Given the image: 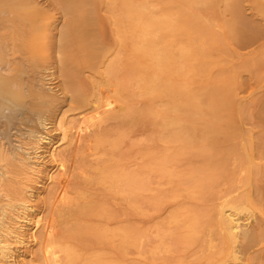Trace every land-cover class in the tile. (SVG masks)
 Returning a JSON list of instances; mask_svg holds the SVG:
<instances>
[{
    "label": "rangeland",
    "instance_id": "rangeland-1",
    "mask_svg": "<svg viewBox=\"0 0 264 264\" xmlns=\"http://www.w3.org/2000/svg\"><path fill=\"white\" fill-rule=\"evenodd\" d=\"M68 1L76 6L73 16L85 23L90 16L89 0ZM42 2L49 5L48 27L40 35L48 44L54 41V47L46 51L40 64L57 98L40 101L39 108L49 125L41 130L52 142H42L36 152L30 147V153L24 151L33 163L9 174L4 192L9 188L10 196L0 191V203L8 211L1 232H8L11 242L8 256L0 250V264H48L51 255L59 256L57 264H219L229 258L230 249L222 242L216 223V175L224 147L216 140L225 130L243 129L231 140L239 147L230 145L236 151L224 167L236 164V178L256 173L251 160L260 162L258 153L252 155L246 149L251 141H261L264 113L259 105L249 103V95L260 97L264 87L258 82L252 89L247 82L250 69L264 62V46L255 53L260 62H249L232 77L226 72L228 79L223 80L231 87L238 78L246 88L241 90L244 102L238 116L227 100H213L206 89L200 92L198 49L205 52L203 59L208 62L202 65L204 77L220 66L218 62L251 61L247 48L233 51L224 38L222 48L216 50L215 40L224 37L219 23L228 18L232 39L238 37L234 42L251 38L253 21L264 18V0H245L246 14L241 15L231 12L234 0H221L229 12L223 19L216 13L218 0L207 4L198 0H134L132 4L98 0L95 6H104L111 21L118 24L111 36L115 47L116 31L120 33L119 47L125 51L118 63L111 45L80 32L83 24L65 40L62 32L73 24L65 22L64 6L60 0ZM251 5L260 17L251 16ZM200 34L206 36L198 39ZM117 64L131 69L117 72ZM86 81L90 91L84 90ZM117 102L124 104L122 111ZM74 165L81 166L72 177L77 184L73 183L74 191L65 203L60 191ZM105 172L134 174L141 186L131 193L124 185H112L111 179L102 181ZM247 187L242 185L236 193ZM83 202L92 203L93 210L79 219L73 211ZM247 208L249 218L243 216L247 218L244 222L255 223V214L264 218L261 204L250 203ZM53 220L57 227L50 236ZM77 221L95 230L83 239L72 236L68 229ZM131 224L133 238L122 240L120 229ZM97 232L102 235L98 237ZM242 256L239 264H264V242Z\"/></svg>",
    "mask_w": 264,
    "mask_h": 264
},
{
    "label": "bare ground",
    "instance_id": "bare-ground-1",
    "mask_svg": "<svg viewBox=\"0 0 264 264\" xmlns=\"http://www.w3.org/2000/svg\"><path fill=\"white\" fill-rule=\"evenodd\" d=\"M96 1L98 0H89L87 2L90 16L89 18L87 17L88 20L85 23H81L82 20L74 17L72 14L76 6L71 5L68 0H60L66 10L65 22L67 24L69 22L73 24L63 30L62 37L65 40L68 39L71 33L80 31L79 25L83 24L84 30L81 29L82 31L80 32L84 35H94L108 46L112 44L111 36L115 30H117L118 24L111 21L109 15L106 13L107 9H105L104 6L98 8L95 6L94 3ZM133 1L134 0H126V3L132 4ZM186 1L187 3H191L193 0ZM209 1L210 0H198V3L202 2L207 4ZM223 1L227 2L228 0ZM218 2L219 8L216 13L219 19H223L229 12L222 7L226 5L224 2H221V0H218ZM48 7L49 5L42 2V0H0V191L1 195L5 197L7 195L10 196L11 192L9 188L7 193L4 192L7 188L5 182L9 174L15 172V170H21L27 166H31L33 163L25 156V152L30 153L31 151L28 150L29 147L33 148L34 152H36L37 149L41 147L42 142L51 141V136L45 134L41 130V127L47 128L49 125H47L46 116L39 108L40 101L46 102L49 100H56L57 98L56 90L51 84V78L40 64L46 51H50L54 47V41L48 44L46 43V38L43 39L40 35V32H44L48 27L47 21L45 20V18H48L46 15ZM251 8V16L255 19L260 17V13L256 11L252 5ZM128 9L132 10V6ZM235 11L238 15H241V13L246 14L245 0H234V6L231 12ZM260 18L261 21L258 23L253 21V27L255 28L252 32L253 36L251 38L246 36L239 42H234V39H238L237 35L232 39L229 33L228 28L231 27V25L228 22L230 21L228 18L225 22L219 23L223 28L222 35L224 37L221 39L216 37L215 40L216 43L214 47L216 50L222 48L224 38L233 51H238L239 47L247 48L248 52L251 53V61L237 65L234 63L229 64V62H218L220 66L212 68V71L209 72L210 75L204 77L203 75L205 73L202 72V65H205V63L208 64V62L205 58L203 59L205 52L198 49V87L200 92L206 89L211 94L213 100L220 98L227 100L228 105L232 107L236 116L241 113L244 102V95L241 93V90H245L246 88L243 86V81L238 80V78L232 80L231 87L223 82V80L225 79L227 81L228 79L226 72H230L232 77L236 70L247 67L249 62H260L255 56V53L259 52L262 46H264V18ZM116 35V43L118 44H116L115 47L111 45L110 48H113L112 51L115 52L117 56L115 58L116 63H118L117 59L122 57L121 54L123 52L125 53V51L122 45L119 47L120 33L116 31ZM205 36L206 34H200L198 35V39H202ZM57 50L59 49L57 48ZM221 55L222 54H220V56ZM122 65L123 64H117V72L129 71L131 69L127 65ZM263 69V61H261L256 70H254V67L250 69V78L247 82L250 88L253 89L258 82H260V84L263 83L264 87ZM86 82L83 85L84 90L90 91V84ZM117 84L118 83L115 85ZM253 96L254 95H249L250 99H252L249 103H253L256 106L259 105L264 113V92L260 97L253 98ZM116 107L118 111H122L121 108L124 107V104L117 102ZM252 110L254 111V109ZM241 132H243V129L225 130L223 136L216 140L224 146L219 153L223 161L220 160L218 174L216 175L218 185L217 198L219 200L217 203L219 216L216 223L222 235V239H220L229 247L231 253L229 258L226 257L225 259H221L219 264H225L228 260H232L233 264H239L241 263L240 261L243 260V253L254 249L255 246L264 242V218L261 216L258 217L255 214L254 218L257 220L255 223H249V221L244 222L249 218L248 212L250 211L247 207H249L250 203L261 204L264 209V138L262 139V137H264V131L261 133V141L257 144L251 141V143L248 144L250 146L246 149L252 155L253 153H258V157L260 158V162L258 163H253V160H251L253 172L256 167V173L252 175V177L245 176L243 178H236L235 175L237 171L234 170V168L237 167L236 164L231 167H229V165L224 167L225 162L228 161L236 151L235 146L237 148L239 147L238 144L231 142V140L241 135ZM27 144L30 145L27 146ZM234 162L235 161L230 162V165ZM80 167L81 166L76 165L71 167V175L63 179V183L66 182V187L60 191V198H62L65 203L70 200V195L74 191L75 185L72 186L73 183L77 184V181L73 180L72 177L76 172L79 173ZM82 171L84 170L81 169V174ZM100 177L102 181L111 179L112 185H124L131 193H135L141 186L139 178L134 174L122 172L112 174L111 172H105ZM242 185H248L247 189L236 193ZM22 204L25 205V200H23ZM5 207L6 204L0 203L3 214H0V250L4 257L8 256V253L11 251L9 247L11 242L8 240L9 233L4 231L2 234L1 232L2 227L6 225L8 215V211ZM92 210V203L83 202L77 205L73 213L74 216H77L79 219H84L85 214ZM243 216L247 218L245 217V219H243ZM38 223L39 220H36L35 224L37 225ZM56 227L57 222L53 220L48 230L50 236L54 235L53 231ZM90 230L95 229L84 224L82 221H77L68 229V232L72 236L83 239ZM119 233L122 240H131L134 235L133 225L131 224L130 226L121 228ZM96 234L100 237L102 232H97ZM220 239L219 243L221 241ZM71 258L75 259L76 256L71 255ZM261 259L262 258L259 260ZM47 260L48 264H57L60 258L57 255H51Z\"/></svg>",
    "mask_w": 264,
    "mask_h": 264
}]
</instances>
